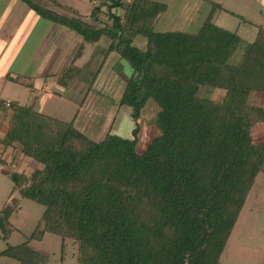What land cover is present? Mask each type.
Instances as JSON below:
<instances>
[{
  "label": "trees",
  "instance_id": "obj_1",
  "mask_svg": "<svg viewBox=\"0 0 264 264\" xmlns=\"http://www.w3.org/2000/svg\"><path fill=\"white\" fill-rule=\"evenodd\" d=\"M40 16L66 26L81 39L55 78L67 87L90 73L86 95L110 52L130 66L118 105L131 108V137L111 132L93 139L75 126L83 100L69 121L0 99L7 126L0 143L36 162L33 169L8 171L22 197L45 206L27 241L0 251L19 264H51L46 252L29 245L45 232L76 246L75 264H221L220 256L256 176L264 172V138L252 128L264 122V40L247 41L213 21L211 8L199 28L157 30L167 13L162 0H106L108 23L88 28L81 20L26 0ZM114 9H122V13ZM233 13V12H231ZM110 42L100 63L77 65L86 43ZM144 39L143 46L135 44ZM95 65L97 67H95ZM89 80V79H88ZM221 90L219 98L212 94ZM157 104L159 133L136 150L138 120L147 100ZM7 239L11 222L0 210Z\"/></svg>",
  "mask_w": 264,
  "mask_h": 264
},
{
  "label": "rangeland",
  "instance_id": "obj_2",
  "mask_svg": "<svg viewBox=\"0 0 264 264\" xmlns=\"http://www.w3.org/2000/svg\"><path fill=\"white\" fill-rule=\"evenodd\" d=\"M39 5L56 11L70 18L81 20L82 26L94 28L102 26V23H108L107 7L101 6V12L98 15L99 20L94 19L89 14L93 6L101 4L106 0H33ZM163 1V0H162ZM213 1V0H210ZM210 1H208L210 3ZM221 3L225 9L216 10L214 23L225 27L248 41L256 38L257 32L261 30L259 39L264 40V0H215ZM169 9L157 24V30H184L194 31L199 23L205 19L208 14L210 4L207 0H164ZM74 10V11H73ZM115 12L122 13V9H114ZM233 12V13H231ZM189 24L185 19L194 18ZM39 21V23H38ZM36 20L33 28V41L19 49L18 56L21 61L27 60V65L15 66L18 68L16 76L19 79L28 81L27 76L38 69V51L42 52L45 47L48 30L46 31L43 19ZM184 22V24H183ZM186 24V25H185ZM110 39L108 36L101 38L94 43H86L83 54L77 59L78 64H83L90 60L93 63H100L104 57ZM78 41L76 42V44ZM135 44L143 46L144 39L136 38ZM78 45H75L73 54ZM30 51L32 53H30ZM70 57V56H69ZM34 59V60H33ZM66 61V65L69 62ZM19 61V62H20ZM31 61V63H30ZM95 67H97L95 65ZM51 69V67H50ZM43 71V70H42ZM51 70H47L50 73ZM130 74L129 64L121 59L116 52H110L102 64L98 77L94 81L91 89L86 95V89L90 81V73H83V80L74 81L72 85L63 87L56 85V91L60 97L51 94L49 97L44 95L35 96L32 93L30 100V86L13 85L15 89L8 91L5 97H15L19 92H23L24 105L33 106L36 110L57 118L60 121H69L75 110L83 103L75 119V126L93 139L99 140L107 132H111L123 137H131V130L135 122L130 118L131 108L128 105H118L119 98L125 86V81ZM17 79V78H16ZM89 79V80H88ZM30 82V81H29ZM53 79H49L48 87H52ZM29 85V84H28ZM50 90V89H49ZM14 92V93H13ZM51 92V91H50ZM216 92V91H215ZM218 91L212 94L213 98L217 96ZM21 94V93H20ZM262 92L256 91L253 95V102L258 103V96ZM36 99V100H35ZM8 102V101H7ZM36 107H35V105ZM264 106V105H263ZM157 104L149 98L141 110V117L138 120L140 126L138 134V143L136 150L141 153L152 137L159 133L156 126ZM252 136L256 139L258 133L253 129ZM2 147V146H0ZM23 156V155H22ZM24 157V156H23ZM26 157V156H25ZM28 158V157H26ZM30 159V158H29ZM35 165L38 162L30 159ZM17 163L8 160V164L0 167V210L6 213L11 222V233L7 239H4L0 230V251L9 245H18L27 241L29 235L34 230L40 216L45 210V206L34 200L22 197L17 189H13V183L7 177L4 171L21 170ZM29 171L34 167L32 163L24 166ZM23 167V168H24ZM264 172L258 176L256 184L249 191L246 202L241 208L237 221L226 242L224 250L220 256L221 264H264ZM29 245L36 249L46 252L51 264H60L61 255V237L45 232L41 239H32L28 241ZM76 246L70 239L66 240L65 259L63 264H75ZM0 264H19V261L7 255H0Z\"/></svg>",
  "mask_w": 264,
  "mask_h": 264
},
{
  "label": "crops",
  "instance_id": "obj_3",
  "mask_svg": "<svg viewBox=\"0 0 264 264\" xmlns=\"http://www.w3.org/2000/svg\"><path fill=\"white\" fill-rule=\"evenodd\" d=\"M30 1L34 2L33 0ZM208 1L210 0H207V2ZM209 4L211 8V3ZM169 7L170 6H168L167 4V11ZM214 16L215 13L213 15V20H214ZM193 17L194 18L192 19L191 18L185 19V23L189 24L190 21H194L196 19V15H194ZM38 19H43L44 21L43 25L45 26L46 31L48 30V34H47L48 41L46 42L45 39V43H46L45 47L42 49V52L41 49L40 51H38V55H36L38 56V63H37L38 69L33 71L31 75L27 76L28 79L27 81L26 78L19 79V76H16V74L19 73L15 71L18 70V68L15 66L27 65V60L25 61L24 59H22L20 61L19 58H17L18 51L19 49L24 48L29 41H33V28L36 20L38 21ZM200 24L201 23L197 24L198 25L197 29L199 28ZM77 41L78 43L76 44ZM80 42L81 39L78 36H76L72 30L68 29L64 25H61L48 18L40 16L35 10H33L29 6L26 0H0V99L6 102L15 101L18 102L20 105H24L22 101L23 92H19V94L16 95L15 97H11V96L8 98L5 97L7 96L6 94L8 93V91L10 92L13 89H15L14 86L17 85V83L19 85V88L26 85L30 86L31 88L26 104H28V100H30L31 97L30 95L32 93H34L35 96L44 95L49 97V95L51 94H55L59 96L60 93L57 92L55 88L56 85H59L56 81L55 74L60 69L66 66V61H68V58H70L69 61L72 59L74 55L73 50L75 48V45H79ZM32 52L30 51V53ZM77 59L75 60V63L79 66L83 65L86 62L85 61L83 64H78ZM50 67L52 71L50 73H47V70H51ZM50 78L53 79L52 87H48V82ZM217 91H218L217 96L219 97L222 94V91L216 90V92ZM216 92H214V94ZM257 98H258V104L264 105V92H262V94H259ZM6 126H7V118L3 114H0V137L5 131ZM253 129L258 133V136H256L255 140L264 138V122L257 123L256 125L253 126L252 130ZM0 146H2L1 143ZM9 158L10 161L12 162L15 161V163L20 165L19 167L22 168L21 170H16V171L25 170L26 173H29L33 168L30 169L29 171H26L27 168H25L24 166L29 163H32L35 166V164L29 158H26L25 156L23 157L22 154H20L18 148H12V147L3 148V146L0 147L1 168H3L4 166H6V164H8ZM8 171H4L7 177H9ZM259 174L256 176L253 186L256 184L258 180Z\"/></svg>",
  "mask_w": 264,
  "mask_h": 264
},
{
  "label": "built area",
  "instance_id": "obj_4",
  "mask_svg": "<svg viewBox=\"0 0 264 264\" xmlns=\"http://www.w3.org/2000/svg\"><path fill=\"white\" fill-rule=\"evenodd\" d=\"M6 104H8V102H6Z\"/></svg>",
  "mask_w": 264,
  "mask_h": 264
}]
</instances>
